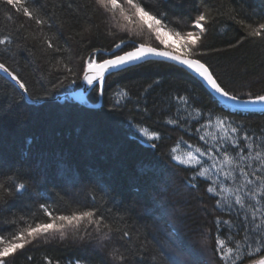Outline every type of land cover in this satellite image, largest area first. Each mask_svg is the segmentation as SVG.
Masks as SVG:
<instances>
[{"label": "snow or ice", "instance_id": "6c2138e0", "mask_svg": "<svg viewBox=\"0 0 264 264\" xmlns=\"http://www.w3.org/2000/svg\"><path fill=\"white\" fill-rule=\"evenodd\" d=\"M60 3L61 10H69L73 17L80 11H92L110 21L112 28L104 33L97 31L93 37L90 29L81 27V33L89 34L81 41L88 47L79 68L69 60L54 79H40L42 94L34 95L30 82L17 70L16 57L35 45H28V37L16 27V19L33 22L39 31L58 32L56 17L43 0H0V8L4 9L0 13V26L4 28L0 32V80L11 89L6 93L0 87V125L12 120L23 123L30 113L54 107L50 102L60 97L52 90L58 86L67 88L65 101L71 93L90 111L95 104H89L92 95L87 94L105 97L106 80L112 76L151 65L185 73L205 89L218 113L194 104L188 88L173 94L174 90L165 89L159 77L137 97L136 111L151 119L147 100L159 90L167 98L161 99L169 117L165 124L182 125L188 131L195 123L200 125L197 132L215 128L210 138L199 136L205 146L197 147L196 155L189 152L187 158H181L173 154V149L169 160L194 169L190 187L195 188L201 178L208 184L206 193L215 201L214 211L221 214L214 219L218 236L213 251L218 264H264V125L251 129L244 120L232 119L264 115V90L229 89L210 62L202 59L207 54L204 42L209 29L219 23L231 27L229 22H237L246 30L245 40L264 43V0ZM145 34L153 43L138 38ZM102 41H107V46ZM239 43L243 40L230 46ZM45 44L52 50L53 60H58L57 53H64V48L52 40ZM81 85L84 88L77 93ZM114 97L108 102L110 111L100 113L102 122L90 126L83 143L106 149L120 135L125 122L116 117L132 103V97L126 91H116ZM126 123L129 129H135L141 144L157 148L162 139L158 130L150 131L149 126H142L143 121ZM140 171L150 175L158 186L151 193L142 191L135 180L127 191L122 189L103 167L89 162L82 169L67 151L36 156L29 150L10 156L0 147V264H19L22 259L24 264H34L29 254L34 250L45 253L41 264H62L63 258L53 253L70 237L80 254L68 258L66 264H203L202 250L188 244L181 229L172 223L173 217L182 219L176 206H172L173 212L163 214L158 206L166 194L162 188L169 187V170L150 162ZM140 221L151 222V229ZM222 229H227V234ZM150 241L155 242L152 249L147 248ZM49 244L54 246L47 247ZM38 245L41 247L37 249Z\"/></svg>", "mask_w": 264, "mask_h": 264}, {"label": "trees", "instance_id": "16d2710c", "mask_svg": "<svg viewBox=\"0 0 264 264\" xmlns=\"http://www.w3.org/2000/svg\"><path fill=\"white\" fill-rule=\"evenodd\" d=\"M43 2L51 8L56 17L58 32L47 29L39 31L33 22L27 21L23 17L16 19V27L20 28L28 37V45H35L31 51H21L16 57L17 70L22 72L30 82L34 95L42 94L39 80L54 79L63 71V65L69 60L72 61V66L79 68L80 58L87 55L88 47L81 41L89 34L81 33V27L90 29L93 37L97 31L104 33L112 28L110 21L92 11H87V13L80 11L73 17L69 10H61L60 0H43ZM70 2L71 0H64L65 4ZM78 2L82 3L83 0H78ZM3 11L4 9L0 8V13ZM89 20L92 21V24L88 22ZM0 22H3V15H0ZM229 23H231V27L228 24L219 23L209 29L204 42L207 54L202 59L210 62L229 89L264 90V43L258 40L251 42L245 40L246 30L241 24ZM7 27L10 29L12 25L8 24ZM3 31L4 28L0 26V32ZM138 38L153 43L147 39L146 34ZM46 40H52L57 46L64 48V53L56 54L58 60L52 59L53 53L51 49H47ZM238 40H243V43L237 44L236 47L230 46ZM102 43L107 46V41H102ZM217 48L221 51L214 50ZM156 77L165 83V89L172 88L173 94L188 88L192 91L194 104L205 110L219 112L205 89L199 87L185 73L171 70L164 65H151L108 79L105 85L106 94L100 109L89 111L87 106L80 105L70 98L67 101L65 99L54 100L50 102L54 107L30 113L23 123L12 120L0 125V147L10 156L19 153L27 154L29 150L36 156H47L57 150L70 152L73 161L79 164L82 169L85 164L95 162L110 172L117 186L126 191L131 187L130 182L133 180L142 191L148 193L154 191L158 186L154 185L150 175L141 173L140 168L150 162H158L169 170L166 175L169 187L162 188L166 194L158 204L161 214L173 212L172 206L175 205L182 219L177 220L173 217L172 223L181 229V234L188 244L202 250L203 264H218V258L213 251L218 236L214 219L221 214L214 211L215 201L206 193L208 184L201 178L195 182V188L190 187L189 185L193 183L190 177L194 169L176 165L169 160V154L173 149L203 148L205 145L199 136L206 135L210 138L216 130L214 127H206L197 132L196 128H199L200 125L194 123V127L185 131L182 125L165 124L164 120L169 117L165 115L167 105L162 104L161 99L166 100L167 98L162 97L159 90L153 92L147 100V106L151 110V119H146L142 112L138 113L135 108L136 99ZM0 87L4 88L6 93L11 91L5 86L3 80H0ZM81 88L82 85L76 88V91ZM52 91L58 93L60 97L65 96L67 88L58 86ZM116 91H126L132 97V103H129L122 114L116 117V119L125 122L120 135L113 138L111 146L106 149H102L97 144L83 143V138L88 134L90 126L102 122L103 116L100 113L110 111L108 102L115 98L114 92ZM89 95H92L89 104L97 105L99 97L94 94ZM143 103L142 100L141 104ZM154 105L155 107H153ZM232 119L244 120L251 129L264 125V115L260 114H248L243 117H232ZM127 121H143L144 125L142 126H149L150 131L158 130L162 139L157 142V148L150 149L147 144H141L139 142L141 138L135 134V129L127 127ZM105 139L107 140L108 137ZM173 154L175 155V151ZM102 155L105 156V159L100 158ZM83 196L84 194H81V198ZM227 218L222 216V219ZM139 223L151 229V222L140 221ZM143 231L144 229L141 228V232ZM222 231L227 234V229H222ZM133 238H136L135 232ZM237 238L234 237V239ZM53 246V244L47 245V247ZM40 247L38 245L37 249ZM154 247L155 242L150 241L147 245L149 249ZM58 248L59 250L55 251L53 255L62 257V264H66L68 258L80 254L71 245V237L69 241L60 243ZM29 254L34 257V264H41L45 255L39 250H34ZM19 264H24V260L22 259Z\"/></svg>", "mask_w": 264, "mask_h": 264}, {"label": "water", "instance_id": "95a60500", "mask_svg": "<svg viewBox=\"0 0 264 264\" xmlns=\"http://www.w3.org/2000/svg\"><path fill=\"white\" fill-rule=\"evenodd\" d=\"M106 81H107V80H106ZM83 88H84V86L82 85V88L79 89V90H77L76 92H77V93L81 92ZM89 94H90V93H88L87 95H89ZM69 97H70V99H72V100H74V101H76L77 103L80 104V102H79L78 100H76L74 97H72L71 94H69ZM103 98H104V97H103ZM103 98H100V97H99V103H98L97 105H95L94 109H100V108L102 107V104H103ZM62 99H64V96H60V98L57 99V100H62ZM80 105H81V104H80ZM83 106H87V105H83ZM87 107H88V106H87Z\"/></svg>", "mask_w": 264, "mask_h": 264}, {"label": "rangeland", "instance_id": "374dc122", "mask_svg": "<svg viewBox=\"0 0 264 264\" xmlns=\"http://www.w3.org/2000/svg\"><path fill=\"white\" fill-rule=\"evenodd\" d=\"M189 152H192L193 155H196L195 149L187 150V149H182V148L176 149L175 155L180 156L181 158H187ZM187 167H191V166H187Z\"/></svg>", "mask_w": 264, "mask_h": 264}]
</instances>
